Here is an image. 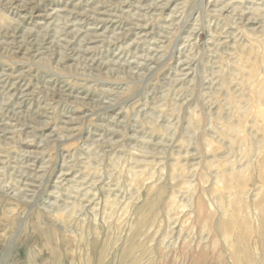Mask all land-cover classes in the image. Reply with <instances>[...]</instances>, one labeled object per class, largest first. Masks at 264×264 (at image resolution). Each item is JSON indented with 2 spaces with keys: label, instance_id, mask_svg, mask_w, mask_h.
<instances>
[{
  "label": "rangeland",
  "instance_id": "rangeland-1",
  "mask_svg": "<svg viewBox=\"0 0 264 264\" xmlns=\"http://www.w3.org/2000/svg\"><path fill=\"white\" fill-rule=\"evenodd\" d=\"M0 264H264V0H0Z\"/></svg>",
  "mask_w": 264,
  "mask_h": 264
},
{
  "label": "bare ground",
  "instance_id": "bare-ground-1",
  "mask_svg": "<svg viewBox=\"0 0 264 264\" xmlns=\"http://www.w3.org/2000/svg\"><path fill=\"white\" fill-rule=\"evenodd\" d=\"M174 46V45H173Z\"/></svg>",
  "mask_w": 264,
  "mask_h": 264
}]
</instances>
